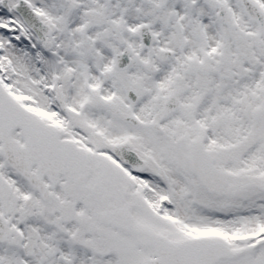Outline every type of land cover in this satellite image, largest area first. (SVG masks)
<instances>
[{"label":"snow or ice","instance_id":"snow-or-ice-1","mask_svg":"<svg viewBox=\"0 0 264 264\" xmlns=\"http://www.w3.org/2000/svg\"><path fill=\"white\" fill-rule=\"evenodd\" d=\"M0 264H264V0H0Z\"/></svg>","mask_w":264,"mask_h":264}]
</instances>
